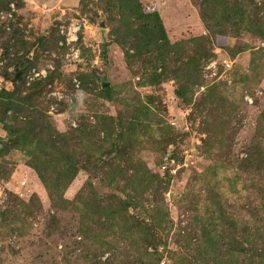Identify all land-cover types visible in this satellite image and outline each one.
<instances>
[{
  "label": "rangeland",
  "instance_id": "obj_1",
  "mask_svg": "<svg viewBox=\"0 0 264 264\" xmlns=\"http://www.w3.org/2000/svg\"><path fill=\"white\" fill-rule=\"evenodd\" d=\"M0 264H264V0H0Z\"/></svg>",
  "mask_w": 264,
  "mask_h": 264
}]
</instances>
